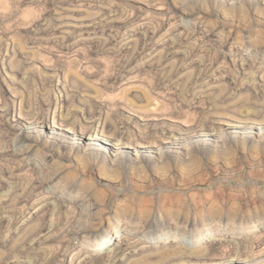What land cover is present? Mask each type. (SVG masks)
I'll use <instances>...</instances> for the list:
<instances>
[{"label":"clouds","instance_id":"1","mask_svg":"<svg viewBox=\"0 0 264 264\" xmlns=\"http://www.w3.org/2000/svg\"><path fill=\"white\" fill-rule=\"evenodd\" d=\"M0 264H264V0H0Z\"/></svg>","mask_w":264,"mask_h":264}]
</instances>
